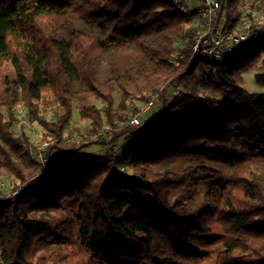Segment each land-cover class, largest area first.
<instances>
[{"label": "trees", "instance_id": "trees-1", "mask_svg": "<svg viewBox=\"0 0 264 264\" xmlns=\"http://www.w3.org/2000/svg\"><path fill=\"white\" fill-rule=\"evenodd\" d=\"M221 1L234 22L246 0ZM195 13L174 0H0V155L22 184L0 199V264H47L37 250L66 238L46 216L70 203L96 264H264V98L244 75L264 56V22L254 46L218 62L191 49ZM254 78L264 88V69ZM155 94L159 109L118 134L120 156L82 152L106 136H65L76 106L91 133ZM19 103L51 141L44 162L8 117Z\"/></svg>", "mask_w": 264, "mask_h": 264}, {"label": "rangeland", "instance_id": "rangeland-1", "mask_svg": "<svg viewBox=\"0 0 264 264\" xmlns=\"http://www.w3.org/2000/svg\"><path fill=\"white\" fill-rule=\"evenodd\" d=\"M190 3L194 5L197 4L195 1H190ZM263 69L264 56L244 73L246 79L245 87L252 92H257L260 98H264V88L256 84L254 76L257 73L262 72ZM180 87L182 89L183 86L180 85ZM119 95V92H116L115 96L117 99H119ZM172 95L173 92L170 91L166 92L165 96L171 97ZM158 99L159 103L161 104L162 100L160 99V96ZM146 101L137 103L135 107H132L133 115L138 114L141 122L142 119L140 115L148 111L145 109ZM94 102L99 107L103 106L100 100L96 99ZM15 107L17 109H14V114L8 116H11L13 128L17 134H21L24 130L31 137L33 144L32 152L35 159L37 162H44L46 159L43 160L41 158L38 148L42 142L47 141L50 144L51 141L43 139L45 130L39 122L32 119V116L26 105L19 103ZM43 114L47 118L54 117V111L51 107L43 110ZM123 125V123H119L117 126H111L107 124L103 125L104 127L114 128L111 133L113 134L112 138L104 139L105 136H103L102 138L106 141L104 145L93 144L82 150V152L90 156V158L96 162H103L107 157H111V155L120 156L121 149L125 147L123 137L118 136V134L124 129L122 127ZM102 127H100L99 130L90 133L88 131L89 122L80 117L79 110L76 106L74 108L73 119L68 129L65 131V136L77 141L86 140L88 138H97L96 135L99 133ZM113 139L115 140L112 142ZM20 165L24 173L28 175H33L39 172V168L27 162H20ZM20 186H22L20 180L9 167L2 163V156L0 155V199L9 198L11 196L10 194L13 195L15 191L20 189ZM35 215L38 216L40 213L37 212ZM53 215L57 216V222L65 230L64 236L66 240L64 242L54 243L51 245L49 244L48 246L41 247L37 250L35 257H45L47 259V264H96L89 252H87V250L82 247L77 238L78 221L76 218L75 204L70 203L61 211L48 214L46 218H50L49 216Z\"/></svg>", "mask_w": 264, "mask_h": 264}, {"label": "built area", "instance_id": "built-area-1", "mask_svg": "<svg viewBox=\"0 0 264 264\" xmlns=\"http://www.w3.org/2000/svg\"><path fill=\"white\" fill-rule=\"evenodd\" d=\"M190 1H195L197 4L194 5ZM174 3L183 11L196 12L195 35L191 49L200 58L221 62L230 57H237L254 46L259 39L252 27L264 21V0H246L234 22L230 20L221 0H187L186 2L174 0ZM172 92L174 95L180 94L181 87L176 86ZM158 97L157 94L152 95L146 101L145 109H159ZM128 124L139 126L141 124L139 115L134 114L122 127ZM112 130L114 128L103 126L98 134L110 139L113 135ZM48 146L49 142L44 141L38 148L43 160L46 158Z\"/></svg>", "mask_w": 264, "mask_h": 264}]
</instances>
